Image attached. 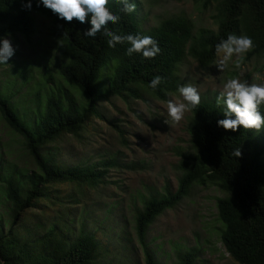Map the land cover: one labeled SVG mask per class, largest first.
<instances>
[{
	"label": "trees",
	"instance_id": "1",
	"mask_svg": "<svg viewBox=\"0 0 264 264\" xmlns=\"http://www.w3.org/2000/svg\"><path fill=\"white\" fill-rule=\"evenodd\" d=\"M192 1L212 11L214 30L194 34L193 20L183 14L145 28L147 17L139 14L138 0H133L136 10L130 14L118 13L120 6L110 2V11L118 13L120 19L107 26L109 31L149 35L157 42L159 54L144 59L135 53L126 55L127 42L110 48L100 33L83 37L87 21L80 24L75 19H57L50 10L37 7L35 0L31 10L22 9V0H0V37L21 35L29 39L36 33L35 16H43L49 20L48 34L61 53L43 51L44 63L31 64L38 69L33 84L28 85L34 78L33 67L22 66L10 71L14 81L0 84L1 130H7L6 136H12L10 140L33 162L32 168L23 169L0 156V264H105L109 254L111 264L115 260L134 264L129 253L123 255L118 250L114 254L103 243L97 235L101 215L93 220L92 212L82 204L85 189L80 188L97 190L106 182L109 169L120 165L117 158L65 166L58 162L55 150L65 146L67 136L81 139L95 119L119 129L102 111L104 102L121 98L129 104L147 97L167 102L177 87L185 84L178 76L184 60L190 57L201 67L210 66L218 58L214 45L228 34L243 33L252 38L253 47L245 54V62L264 60V0ZM4 66L0 64V68ZM157 75L162 81L152 89L149 81ZM21 88L26 92L18 99L15 92ZM258 110L264 116V107ZM190 111L192 151L180 154L176 190L172 192L166 182L160 191L147 190L146 196L139 193L141 205L133 206L132 228L144 262L160 264L147 237L156 219L176 208L196 185L210 183L223 193L216 207L227 253L237 264H264V127L259 131L238 127L235 132L217 127L222 110L206 97ZM8 144L9 140L0 137V150ZM235 148H241L239 159L232 155ZM126 168L134 171L144 167L131 163ZM73 200L79 201V212L71 204ZM73 209L75 219L71 217ZM98 210L104 214L103 226L111 210ZM90 224L95 227L89 228ZM122 228L128 234L125 226ZM102 229L106 240L115 239L110 225ZM120 242L125 247L130 239L120 235ZM197 256L194 250L177 247L174 264H196Z\"/></svg>",
	"mask_w": 264,
	"mask_h": 264
},
{
	"label": "rangeland",
	"instance_id": "2",
	"mask_svg": "<svg viewBox=\"0 0 264 264\" xmlns=\"http://www.w3.org/2000/svg\"><path fill=\"white\" fill-rule=\"evenodd\" d=\"M139 14L146 15L144 20L145 28H154L160 19L172 15L183 14L191 18L195 25V33L204 29L214 30L212 11L205 10L200 5L194 4L192 0H138ZM36 33L29 39L18 35L10 40L15 49L14 55L4 64L5 69L0 68V84L12 81V69L15 67H33V81L36 80L38 69L32 63H44L41 60L43 51H50L61 56L56 45L49 36L50 23L43 16H35ZM38 57H41L40 59ZM245 55L241 59L240 67L233 66L231 59L226 62L223 71H218L216 62L208 67L199 66L193 59L188 57L183 64L178 67V76L185 83L195 86L200 93L216 96L222 89V84L229 78L239 77L252 83L264 82V60L252 59L244 61ZM21 63H27L25 64ZM36 65V64H35ZM41 64L38 66L40 67ZM14 67V68H13ZM9 71V72H5ZM237 75H231L232 72ZM6 73V74H5ZM27 77V72L25 73ZM21 79V78H19ZM14 81V80H13ZM26 88V87H25ZM21 88L15 92L16 98L20 99L25 94L26 89ZM175 98L183 102L176 92L169 99ZM147 100H133L129 104L121 98H114L110 102L102 103V111L105 116L118 126L123 134H120L116 126L102 120H93L87 131L82 132V138L67 136L65 146L58 153V162L65 166L83 165L86 163H96L104 159L117 158V167H111L106 173V182L101 184L97 190L85 189L83 194V205L92 212L93 220L98 219L103 212L98 208L111 210L105 216L103 226L98 224V237L105 243L113 253L121 251L129 256L134 264H145L141 248L136 243L133 232V206L141 205L138 196L142 193L146 196V191L154 189L160 191L167 182L174 192L177 188L176 166L180 161L182 153L191 152L190 134L188 126L191 121V111L184 113L179 122H173L167 116V102L158 101L151 97ZM167 121V123H164ZM2 141H8L6 149L0 150V156L4 162H14L20 168L29 169L33 167V162L18 144L6 136V131L1 130ZM5 151L6 153H3ZM10 151V152H9ZM135 163L142 168L131 171L127 165ZM126 164V165H125ZM223 193L217 186L210 183L196 185L191 194L184 198L180 204L165 211L160 215L148 232V242L160 264L175 263V248H185L194 250L197 253L196 264H237L227 253L221 241L222 225L218 221L216 202ZM79 201L73 200V207L79 209ZM98 210V211H96ZM75 210L71 214L75 219ZM109 219V223L108 220ZM100 221V220H97ZM45 223V222H43ZM111 226L115 230V239L106 240L102 228ZM128 234H124V229ZM94 228L93 224L89 228ZM111 235V234H110ZM120 235L125 239H130L125 247L120 242ZM109 254L104 260L105 264H111L113 259ZM115 264H126L117 262Z\"/></svg>",
	"mask_w": 264,
	"mask_h": 264
},
{
	"label": "clouds",
	"instance_id": "3",
	"mask_svg": "<svg viewBox=\"0 0 264 264\" xmlns=\"http://www.w3.org/2000/svg\"><path fill=\"white\" fill-rule=\"evenodd\" d=\"M116 3L120 7L118 13L130 14L136 10L133 0H35L37 7L43 6L50 10L57 19L66 22L75 21L89 25L83 30L85 38L95 37L100 33L106 38L107 46L114 47L116 44L127 42L129 45L125 54H139L144 59H152L160 52L157 42L149 35L139 33L118 35L108 30V25L116 24L120 15L110 11L108 5ZM33 0H22V9L31 10ZM253 47L252 38L241 33L239 35L228 34L226 39H220L214 45L215 55L219 58L216 62L218 71H223L226 62L230 59L234 67L239 68L242 57ZM15 49L7 38L0 37V64L6 62L14 55ZM162 77L157 75L149 81V87L157 88ZM183 102L174 97L167 101V116L173 122H179L186 111L195 108L203 98L215 102L222 110V119L216 121L217 127L235 132L238 127L259 131L264 127V116L258 107H264V82L252 83L241 80L239 77L229 78L222 84V89L216 96H209L198 92L197 88L190 83L180 85L176 89ZM167 123V121H164ZM232 155L239 159L241 148H235Z\"/></svg>",
	"mask_w": 264,
	"mask_h": 264
}]
</instances>
